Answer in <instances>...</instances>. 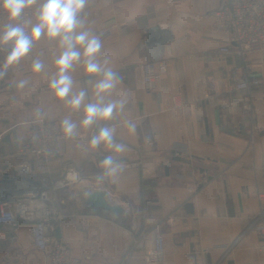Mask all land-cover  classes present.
Returning a JSON list of instances; mask_svg holds the SVG:
<instances>
[{
  "label": "crops",
  "instance_id": "crops-1",
  "mask_svg": "<svg viewBox=\"0 0 264 264\" xmlns=\"http://www.w3.org/2000/svg\"><path fill=\"white\" fill-rule=\"evenodd\" d=\"M169 1L88 0L85 10L87 26L102 38L100 59H108L121 77L111 98H128L111 122L127 145L117 155L123 162L141 160L142 167L124 170L114 182L98 181L99 162L108 150L91 149L90 137L64 140L47 173L37 170L33 158L18 155L38 107L43 119L59 126L65 116L77 122L82 117L48 88L59 50L41 37L34 56L23 59L0 89V201L23 197L33 179L34 187L60 183L66 217L58 226L61 239L78 257L90 256L87 264H126L140 234L147 236L148 247L156 234L163 236L160 264H264V247L252 227L253 217L264 209V52L246 59L220 52L228 39L214 29L210 12L224 0ZM35 57L45 64L40 73L31 71ZM151 60L164 61L167 72L149 92L143 64ZM235 74L261 84L236 90ZM71 75L77 90L91 89L95 82L85 84L82 64ZM20 79L29 81L24 89L9 87ZM178 93L182 110L171 104ZM127 120L137 124L135 134L128 132ZM93 191L122 212L111 217L88 208L83 200ZM26 246L43 255L32 245L28 223L0 226V255L19 254V260L3 258L0 264H46L44 255L28 259ZM129 264H145L143 253H135Z\"/></svg>",
  "mask_w": 264,
  "mask_h": 264
},
{
  "label": "clouds",
  "instance_id": "clouds-1",
  "mask_svg": "<svg viewBox=\"0 0 264 264\" xmlns=\"http://www.w3.org/2000/svg\"><path fill=\"white\" fill-rule=\"evenodd\" d=\"M88 0H0V13L7 23L0 25V80H4L11 69L29 56L34 44L45 37L57 44L59 53L54 58L55 71L48 81L53 96L63 101L70 112H81L79 122L71 115L60 121V130L65 139H75L81 135V129H95L88 143L97 150L102 145L108 150L99 162L97 179L115 181L124 171V162L117 155L127 147L117 138L116 125L111 123L118 113H122L127 104V95L112 99L113 91L120 84L121 77L109 66L108 59H100L103 42L100 34L87 26L86 8ZM83 65L85 84L94 79L91 89L86 86L78 90L71 72L77 65ZM42 59H32L31 71H44ZM27 79L10 84L17 90L28 85ZM45 115L37 108L33 119L39 120ZM131 134L137 131V124L125 121Z\"/></svg>",
  "mask_w": 264,
  "mask_h": 264
},
{
  "label": "built area",
  "instance_id": "built-area-1",
  "mask_svg": "<svg viewBox=\"0 0 264 264\" xmlns=\"http://www.w3.org/2000/svg\"><path fill=\"white\" fill-rule=\"evenodd\" d=\"M169 5H173L170 0ZM213 27L228 39V45L221 47L223 54H235L246 59L250 53L264 52V0H224L223 5L210 12ZM6 17L0 13V25L7 23ZM34 56V46L28 57ZM3 57L0 56V59ZM15 66L4 80H0V88L6 79L14 72ZM167 72L164 61L151 60L143 64V81L147 91L155 90L157 82ZM236 90L250 91L251 87L259 86V80H250L248 76L234 75ZM172 107L182 110L184 102L182 94L174 95ZM81 134L75 139L83 142L94 134ZM66 140L60 126L46 119H32L29 128L18 143L17 153L22 158H33L36 168L42 173L49 171V166L60 155L61 144ZM141 162H124V170L138 169ZM264 176V160L261 166ZM205 184L207 183L204 180ZM60 183L47 185L40 183L35 191H29L23 197L9 196L0 201V226L17 228L20 223L30 225L33 247L46 257V264H87L91 257H78L71 247L55 236L56 228L66 217L61 209L64 203L58 195ZM262 199L264 196H260ZM252 227L264 247V209L252 220ZM142 252L145 264H160L165 256V240L161 234L153 238V245L148 247L147 236L137 235L126 254V264H129L135 253Z\"/></svg>",
  "mask_w": 264,
  "mask_h": 264
},
{
  "label": "water",
  "instance_id": "water-1",
  "mask_svg": "<svg viewBox=\"0 0 264 264\" xmlns=\"http://www.w3.org/2000/svg\"><path fill=\"white\" fill-rule=\"evenodd\" d=\"M84 205L90 209H95L99 212L108 214L111 217L118 216L122 210L106 201L104 194L101 191H93L89 193L83 200ZM55 236L57 239H61V228L57 227Z\"/></svg>",
  "mask_w": 264,
  "mask_h": 264
},
{
  "label": "rangeland",
  "instance_id": "rangeland-1",
  "mask_svg": "<svg viewBox=\"0 0 264 264\" xmlns=\"http://www.w3.org/2000/svg\"><path fill=\"white\" fill-rule=\"evenodd\" d=\"M169 4V3H168ZM19 67V66H18ZM17 67V68H18ZM7 80V79H6ZM5 83V82H4ZM4 85V84H3ZM3 87V86H2ZM1 87V88H2ZM0 88V89H1ZM90 133V132H89ZM138 162H141V167H142V161L141 160H138ZM40 173H41V171H39ZM38 172V173H39ZM10 228H13V227H10ZM15 229V228H14ZM26 248H27V255H28V259L30 258V259H33V260H41V259H43V255H41L40 253H37V252H35V251H31L30 249H29V246H26ZM28 250H30V251H28ZM1 254V253H0ZM23 254H25V253H23ZM17 255H19L17 252H15V251H8L7 252V255H4V256H1L0 255V260L1 259H8V260H19V258L17 257ZM45 257V256H44Z\"/></svg>",
  "mask_w": 264,
  "mask_h": 264
},
{
  "label": "bare ground",
  "instance_id": "bare-ground-1",
  "mask_svg": "<svg viewBox=\"0 0 264 264\" xmlns=\"http://www.w3.org/2000/svg\"><path fill=\"white\" fill-rule=\"evenodd\" d=\"M34 182H35V180L33 179V180H32V183H30V186H29V187H30V189H29L30 191H35V190L37 189V187L39 186V185H35V187H34V186H33ZM32 186H33V187H32Z\"/></svg>",
  "mask_w": 264,
  "mask_h": 264
}]
</instances>
